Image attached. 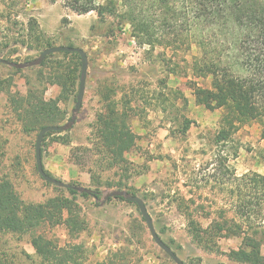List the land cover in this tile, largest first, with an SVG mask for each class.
Wrapping results in <instances>:
<instances>
[{
	"label": "rangeland",
	"instance_id": "374dc122",
	"mask_svg": "<svg viewBox=\"0 0 264 264\" xmlns=\"http://www.w3.org/2000/svg\"><path fill=\"white\" fill-rule=\"evenodd\" d=\"M29 18L36 20L40 30L51 40L50 46L72 44L83 48L88 56L82 107L69 129L46 137L42 164L50 167L48 156L51 152L64 148L73 140L77 144L73 147L85 146L90 134L87 131L90 130L89 124L99 106L97 87L103 80L115 79L118 88L127 86V91L131 86L138 89L132 96V103L138 106H141L144 92L149 96L159 87L167 93L174 107L171 112L163 113L161 118L148 106L144 114L138 112L131 119V127L139 138L127 153L134 164L135 174L126 181L129 188L124 190L144 199L157 233L186 264H247L227 257L229 250L239 245V238L218 239V251L212 252L192 243L185 229L183 209L178 206L179 203L186 204L182 198L191 199L193 203L189 209L202 225L207 224L203 216L209 212L213 216L225 211L230 216L235 212V198L230 196L228 189L235 186L236 182L231 180L233 174L241 176L238 174L242 173L243 160L240 161L239 156L245 155L247 165L252 166L249 172H257L264 166V141L260 138V125L256 121L242 125L225 145L213 144L221 110L209 111L194 103L192 81L196 79L189 64L197 53L196 47L175 53L162 47L152 49L150 46L133 45L130 23L119 30L114 18L99 19L93 11L76 14L64 6L63 0H0V50L11 61L24 62L39 54L34 49L26 50L12 43L13 39L25 33ZM13 50L17 52L13 53ZM37 66L15 72L12 66L0 64V78L6 80V92L25 97L29 90L44 89L45 99L55 98L60 92L59 86L45 83L49 69ZM40 73L42 79L37 80ZM164 86L167 89H163ZM176 89L185 96L186 107H183L182 99L173 94L172 90ZM118 93L121 94L120 89ZM58 105L66 113L65 118L55 124H63L71 116L74 101L71 97ZM172 115L180 120L181 115L186 116L192 123L185 132H181L182 123L171 121ZM59 134L67 136L70 143L56 141ZM36 135V131L21 129V124L6 104V93H0V141L4 142L0 174H7L24 201H42L62 194L46 184L36 171ZM86 142L89 143L88 140ZM72 148L73 160L83 165L75 158ZM67 183L84 186L76 181ZM84 187L93 189L91 178L90 185ZM113 189L116 188H103V196ZM103 196L99 199V206L94 204L92 197H76L77 211L86 222V229L79 236L70 240L61 225L50 227V233L61 245L69 240L71 243L82 242L87 263L102 260L110 251L121 248L127 250L129 264H175L155 244L134 203L114 197L102 203ZM0 246L4 249L10 247L9 252L24 250L30 256L25 259V264L39 263L33 246L26 239L17 241L3 236Z\"/></svg>",
	"mask_w": 264,
	"mask_h": 264
},
{
	"label": "trees",
	"instance_id": "16d2710c",
	"mask_svg": "<svg viewBox=\"0 0 264 264\" xmlns=\"http://www.w3.org/2000/svg\"><path fill=\"white\" fill-rule=\"evenodd\" d=\"M63 3L79 15L93 11L99 19L110 16L116 20L119 30L130 23L131 36L140 46L162 47L175 53L187 52L195 46L197 53L189 64L196 79L192 81L194 103L209 111L221 110L213 144L225 145L242 125L253 121L260 125V138L264 141V0H63ZM18 37L12 43L26 50L40 52L51 44L34 18L28 19L25 33ZM0 55L10 60L1 50ZM37 67H48L45 83L60 88L55 98L45 99L44 89L29 90L25 97L6 92V80L2 78L0 93H6V104L21 124V129L38 133L43 126L65 118L66 112L58 105L60 102H67L71 97L75 102L80 56L76 52L52 53ZM13 69L20 72L23 68ZM38 79H42L41 73ZM116 83L115 79L108 78L98 84L99 106L89 124L87 137L90 146L72 148L79 162L88 163L94 186L91 193L45 182L62 194L42 201H24L7 174H0V238L26 239L35 250L38 264L130 263L127 250L121 248L110 251L102 260L87 263L84 244L70 242L86 229L85 218L77 211L76 197H92L94 204L99 206L103 188H129L126 181L133 177L135 168L127 153L139 138L131 127V119L138 112L144 114L148 106L152 109L159 107L163 113L174 107L167 93L159 87L149 96L144 92L141 106L133 104L132 96L138 89L131 86L127 91V86L118 88ZM118 89L121 90L120 96ZM172 92L182 99L183 107H186L183 93L177 89ZM180 117L181 120L172 115L171 121L179 120L183 125L180 131L185 132L192 120L183 115ZM52 133L49 131L43 137L41 156L44 141ZM59 135L56 141L70 143L67 136ZM3 148L4 142L0 141V165ZM231 180L236 182L228 189L230 196L235 198L234 214L229 216L220 211L212 216L209 212L203 216L208 221L206 225H202L190 211L193 201L182 198L186 204L179 203L178 206L183 209L186 232L192 243L208 252L218 251L220 238H239V245L230 249L227 257L247 264H264V173L249 172L238 177L233 174ZM114 198L124 200L122 197ZM106 200L110 201L112 197ZM59 225L70 238L64 245L49 230ZM9 248L0 246V264H25V259L30 258L24 250L9 252Z\"/></svg>",
	"mask_w": 264,
	"mask_h": 264
},
{
	"label": "water",
	"instance_id": "95a60500",
	"mask_svg": "<svg viewBox=\"0 0 264 264\" xmlns=\"http://www.w3.org/2000/svg\"><path fill=\"white\" fill-rule=\"evenodd\" d=\"M57 52H76L80 56V79H79V84H78V89H77V94H76V99L74 102V105L71 109V116L67 120V122L63 124H51V125H46L43 126L37 133L36 139H35V144H34V155H35V166H36V171L39 174V176L46 182L57 185L59 187L65 188V189H74L79 192H88L91 193L92 189L80 186V185H75L71 183L64 182L62 180H59L53 176H50L47 174L43 168L42 164V156H41V144L43 137L45 133L49 131L53 132H62L67 129H69L73 123L75 122L76 116L78 112L80 111L83 103V97H84V92H85V86H86V77H87V71H88V56L85 50L81 47L77 46H69V45H55V46H49L44 49H42L38 56H36L33 59L24 61V62H14L5 58L0 57V64H5L8 66H12L14 68H26V67H32V66H37L43 62V60L46 58L47 55L52 54V53H57ZM109 197H122L124 198L125 201L134 203L148 230L150 233L151 238L155 242V244L164 252L166 256H168L175 264H186L177 256V254L171 249V247L166 244L159 234L157 233L153 220L151 218V215L149 214L147 210V206L144 202V200L136 195L133 194L127 190L124 189H113L108 191L102 199V203Z\"/></svg>",
	"mask_w": 264,
	"mask_h": 264
},
{
	"label": "crops",
	"instance_id": "0c3cea01",
	"mask_svg": "<svg viewBox=\"0 0 264 264\" xmlns=\"http://www.w3.org/2000/svg\"><path fill=\"white\" fill-rule=\"evenodd\" d=\"M118 96H120V93H118ZM152 111V110H151ZM154 112H156L159 117H163V112L159 107H156L153 109ZM93 120V117L92 119ZM90 131V130H87ZM86 131V134L89 133ZM87 141V139H86ZM84 142V145L90 146L89 143ZM83 143V142H82ZM77 145L74 140L69 144L65 145L64 148H57L56 151H52L51 154L48 156V161H49V166H46L44 163V169L48 170L53 176L60 178L63 181H76L79 182L80 184L84 186H89L90 185V175L87 171L88 166L86 164H77L72 156H71V148ZM240 161L243 160L241 170L242 174L248 173L252 166L247 165L246 160H245V155L244 157H240ZM238 161V160H237ZM257 173L263 174L264 173V166L261 168L257 169Z\"/></svg>",
	"mask_w": 264,
	"mask_h": 264
},
{
	"label": "built area",
	"instance_id": "2783aa9c",
	"mask_svg": "<svg viewBox=\"0 0 264 264\" xmlns=\"http://www.w3.org/2000/svg\"><path fill=\"white\" fill-rule=\"evenodd\" d=\"M130 41H131V43H132L133 45H136V44H137V42H136V40L134 39V37H132V39H131ZM144 47H149V45L144 44Z\"/></svg>",
	"mask_w": 264,
	"mask_h": 264
}]
</instances>
